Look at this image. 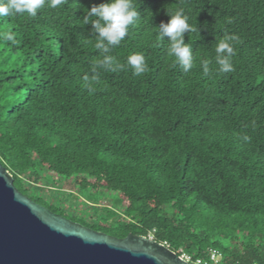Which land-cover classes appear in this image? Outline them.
<instances>
[{
    "label": "trees",
    "instance_id": "obj_1",
    "mask_svg": "<svg viewBox=\"0 0 264 264\" xmlns=\"http://www.w3.org/2000/svg\"><path fill=\"white\" fill-rule=\"evenodd\" d=\"M106 2L0 17L17 41L0 40V163L22 194L67 219L40 195L57 180L92 208V193L117 196L88 222L69 218L95 231L153 238L195 264H213V249L221 264H264V0H134L138 17L108 55L140 53L148 70L98 69L89 92L83 78L103 57L95 17L84 19ZM178 10L193 29L187 73L157 41ZM231 36L234 70L219 74L216 44Z\"/></svg>",
    "mask_w": 264,
    "mask_h": 264
},
{
    "label": "water",
    "instance_id": "obj_2",
    "mask_svg": "<svg viewBox=\"0 0 264 264\" xmlns=\"http://www.w3.org/2000/svg\"><path fill=\"white\" fill-rule=\"evenodd\" d=\"M0 264H190L165 244L73 222L15 187L0 163Z\"/></svg>",
    "mask_w": 264,
    "mask_h": 264
},
{
    "label": "clouds",
    "instance_id": "obj_3",
    "mask_svg": "<svg viewBox=\"0 0 264 264\" xmlns=\"http://www.w3.org/2000/svg\"><path fill=\"white\" fill-rule=\"evenodd\" d=\"M47 6L57 8L64 3V0H0V17H16L27 13L31 17H36L38 11ZM138 11L134 5V0H108L106 3L93 5L87 10L84 23L89 24L91 20L92 34L95 36V48L99 50L102 59L95 60L91 77L84 76V87L89 91L95 90L97 77L95 73L98 69L109 72H117L131 68L133 74L140 76L148 70L144 56L140 53L127 57L126 63H120L114 56L108 55L114 47L120 45L125 39L131 26L138 17ZM168 22H161L158 26L157 41L165 38L169 41L168 55L174 58L173 66L179 65L185 73L193 68L192 50L185 42V33L193 31L188 23V17L183 10H178L174 15H169ZM237 36L227 37L220 40L215 48V63L218 65L216 71L219 74L229 73L234 70L232 57L234 56V43L238 41ZM0 40L4 42L17 43L15 35L10 32L0 33ZM203 73L209 76L210 68L208 61H202ZM245 141L249 140L244 136Z\"/></svg>",
    "mask_w": 264,
    "mask_h": 264
},
{
    "label": "rangeland",
    "instance_id": "obj_4",
    "mask_svg": "<svg viewBox=\"0 0 264 264\" xmlns=\"http://www.w3.org/2000/svg\"><path fill=\"white\" fill-rule=\"evenodd\" d=\"M57 189L51 191H41V198L49 205H53L62 209L67 216L71 219H77L78 221L88 222L96 215L104 213L102 208H110L114 206L117 196L108 193H92L94 198L95 207H89L82 202L88 203L82 195L78 194V191L73 188L72 182L67 180H57ZM68 218V219H69ZM69 219V220H70ZM77 223V222H76ZM80 224V223H79Z\"/></svg>",
    "mask_w": 264,
    "mask_h": 264
},
{
    "label": "built area",
    "instance_id": "obj_5",
    "mask_svg": "<svg viewBox=\"0 0 264 264\" xmlns=\"http://www.w3.org/2000/svg\"><path fill=\"white\" fill-rule=\"evenodd\" d=\"M183 259H185L188 263L190 264H195L192 262L191 258L187 255L182 256ZM223 256L222 254L217 251V250H211V261L213 262V264H221V260H222ZM196 264H207V263H203L202 261H197Z\"/></svg>",
    "mask_w": 264,
    "mask_h": 264
}]
</instances>
